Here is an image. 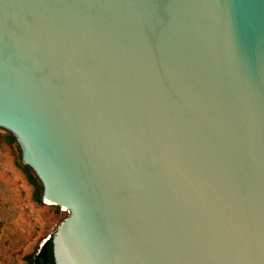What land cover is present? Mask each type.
I'll use <instances>...</instances> for the list:
<instances>
[{
	"label": "water",
	"instance_id": "obj_1",
	"mask_svg": "<svg viewBox=\"0 0 264 264\" xmlns=\"http://www.w3.org/2000/svg\"><path fill=\"white\" fill-rule=\"evenodd\" d=\"M6 134L53 264H264V0H0Z\"/></svg>",
	"mask_w": 264,
	"mask_h": 264
},
{
	"label": "rangeland",
	"instance_id": "obj_2",
	"mask_svg": "<svg viewBox=\"0 0 264 264\" xmlns=\"http://www.w3.org/2000/svg\"><path fill=\"white\" fill-rule=\"evenodd\" d=\"M0 135V264H27L68 216L42 200L36 202L18 164L15 142Z\"/></svg>",
	"mask_w": 264,
	"mask_h": 264
},
{
	"label": "trees",
	"instance_id": "obj_3",
	"mask_svg": "<svg viewBox=\"0 0 264 264\" xmlns=\"http://www.w3.org/2000/svg\"><path fill=\"white\" fill-rule=\"evenodd\" d=\"M4 139H7L9 142H15L14 138L9 134H6ZM18 167L23 172L28 185L33 189L34 200L41 203L42 188L36 176L23 163L18 164ZM26 262L27 264H53L51 241L47 240L36 254L26 257Z\"/></svg>",
	"mask_w": 264,
	"mask_h": 264
}]
</instances>
